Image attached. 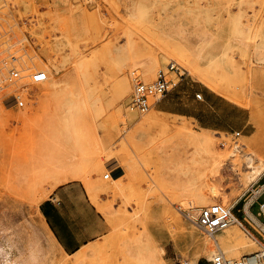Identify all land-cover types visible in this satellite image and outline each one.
Segmentation results:
<instances>
[{"label": "rangeland", "instance_id": "1", "mask_svg": "<svg viewBox=\"0 0 264 264\" xmlns=\"http://www.w3.org/2000/svg\"><path fill=\"white\" fill-rule=\"evenodd\" d=\"M263 1L0 0V237L12 247V257L18 255L23 264L73 259L43 236L38 217L37 200L62 185L79 187L104 216V233L80 249L86 253L83 264H186L193 256L197 264H211L201 243L212 235L230 258L258 249L245 227L262 237L243 220L240 208L263 185L264 173L243 191L233 167L244 173L250 155L255 164L264 158ZM132 4H137L134 15L128 11ZM198 6L206 13L203 23L194 15ZM238 19L242 34L235 31ZM171 63L183 74L170 71ZM13 66L23 78L9 83L6 76ZM36 70H45L47 78L80 74L90 106L80 121L78 156L61 163L80 177L33 173L38 164H55L49 159L56 154V112L77 92L67 76L59 88L44 93L47 79L29 80ZM161 71L174 79L175 87L163 97H151L145 112L131 108L135 83L153 82ZM15 93L22 95L23 106L10 97ZM196 134L210 137L219 151L240 146L228 155L218 183L226 202L210 204L231 207L242 224L214 234L186 218L189 208L180 210L187 198L180 170L198 147ZM111 162L122 166L119 184L104 177ZM91 163L96 164L93 170ZM13 172L17 181L10 180ZM262 202L264 193L252 208L255 213ZM165 205L178 212V222L168 217ZM148 232L164 249L161 259L140 260L133 254Z\"/></svg>", "mask_w": 264, "mask_h": 264}, {"label": "bare ground", "instance_id": "2", "mask_svg": "<svg viewBox=\"0 0 264 264\" xmlns=\"http://www.w3.org/2000/svg\"><path fill=\"white\" fill-rule=\"evenodd\" d=\"M154 1H156V0H154ZM134 3H135V1H134ZM136 6H137V4L130 5L128 11L131 15L135 14L134 7L136 8ZM191 9H192V7H191ZM196 9L197 8H194V11ZM192 10H191V12H188V13L192 14ZM197 10H198V13L196 11L194 15L197 14V16H199V22H202V23L205 22L206 13L201 10L200 6H198ZM260 13L262 15L264 14V1L262 2ZM235 31L238 34H242V32H243L242 23L239 19L237 20V22L235 24ZM255 46H258V45L255 44ZM126 47H127L126 43L121 45L118 48L119 52L121 53L122 51H124L126 49ZM55 76H56V74H54V75L51 74V76H49V78H47L46 82L42 83V90L44 93L48 94L50 92H53L55 89L59 88L67 76L70 77L71 82H73V85H74V87H76L77 92L72 94V95H69L67 97V101L65 102L64 106L62 108L58 109L56 112L55 124H54V127H52V130L58 136V139L54 143V150L56 153L55 156H57V157L55 158V156H52L49 159V161H51L52 163H55V164H38V167L36 165L31 166V170L34 169L32 167H35V169L37 167V171H33L34 174L37 172L38 174L44 175L45 177L48 178V177L54 175V173H57V174H61L65 179H70V178L80 177L81 175L77 172V170L68 171L69 167L66 165H62L61 163L64 161V159H65L64 157H77L78 156V147L82 143L81 138H82V134H83L82 133L83 128H82L80 121L82 119V116H84V114L86 113L87 108L90 106V104L88 103V101H86L87 96L84 93V89L82 87L83 83L81 84L80 74L78 73V71H75L72 73H67V74H61V75H58L56 77ZM208 84L210 87L216 88L213 83H208ZM129 114L132 117L136 116V114L134 112H129ZM39 129H40V127H39ZM45 133H47V131ZM195 141L197 142L198 147L196 148V150L194 152V155H193L194 157L192 156L193 159L191 158L190 162H188L189 164L187 163V166H186V164H184L183 165L184 168L181 167L182 169L181 170L179 169L180 173H181L180 174L181 180H182L181 181V186H182L181 191L183 192L182 189H184V191L187 195V196H185L184 192L182 193L183 198L184 197H187V198L183 199L184 200L183 206L180 210H182L183 208H189L188 210L192 211V213H197L196 211L200 210L201 207L205 206L206 204H210V202L215 200V199H220V201L224 200L223 202H226L225 199L227 197L223 194V191L221 190L222 188L219 186L218 183H219V180L222 178V176L225 175L224 172L226 169V164H227L226 161H227L228 155L230 153H235L240 147L238 145L235 148L230 149V147L228 146L224 151H219L216 148L215 142L205 134H196L195 135ZM78 160L81 161V159H78ZM259 161H260V163L255 164L254 157L250 155L246 161L248 170L244 173L242 172V170L240 168L233 167V169L235 171H237V173L239 175H241L240 183H241V189L243 191L249 185H252L253 182L257 181L260 178V176L264 173V158H260ZM99 162L100 161H98V163ZM94 165H96V164L91 163L90 168L92 170H93L92 166H94ZM111 165H113V162H111ZM74 167H71V168H74ZM119 167H122L121 164H119ZM28 169H29V167H28ZM20 171H23V170H20ZM70 172H71V174H70ZM122 176H123L122 172H119V174L114 176L113 179L115 182L120 183L119 180H121L120 178ZM16 179H17L16 174L14 172L10 173V180L15 181ZM65 179H63V180L65 181ZM57 182H58V180H57ZM226 186H228V185H226ZM224 189H226V187H224ZM42 192H44V191H42ZM228 196H229V194H228ZM44 199H45V197H42L41 199L37 200L38 214L40 216L41 224L47 229L48 234L51 236L53 241H55L54 243H55L56 247H58L61 250L62 254L65 256H71L70 254L66 253L65 250H63L59 246L58 242L56 241V239L54 238V236L52 235V233L50 232V230L48 229V227L46 226V224L44 223V221L42 219V216H41V213L39 210V205ZM168 204H170V203H168ZM163 208L166 211L168 217H170V219H172L174 222L179 221L180 216H179L178 212L175 211L171 205H165ZM239 222H241V221L239 220ZM166 228H167V226H166ZM191 231L195 234H198V231L195 229H192ZM228 232L230 233V232H232V230L230 229V230H228ZM229 237L230 236H228V238ZM172 239H174V238L172 237ZM219 244H220V241H218V238H216L214 235H212V237H206L201 243V253L203 255H206V257L209 260H211L216 256V254H218L220 251L223 250V249L221 250ZM132 251H133L134 256L140 260H147V259L156 260V259L162 258V254H163L164 249H163L160 241L154 236V234L151 232L150 233L148 232L146 234L145 239L143 241H141L139 244H137L133 248ZM73 255H74V257H73V259L70 258L71 259L70 262L67 261L66 259L55 258L54 259L55 263H54L53 258H52V261L50 260L51 261L50 264H83V260L86 256L85 252H82V251L80 252V250H79L76 253H74ZM193 257H195L193 259V261L191 263L187 262L186 264H197L198 256H193ZM18 258H19L18 256L17 257H12V256L9 257L8 255L6 256V254L4 252H2V253L0 252V264H23L22 263L23 261L22 260L18 261Z\"/></svg>", "mask_w": 264, "mask_h": 264}, {"label": "crops", "instance_id": "3", "mask_svg": "<svg viewBox=\"0 0 264 264\" xmlns=\"http://www.w3.org/2000/svg\"><path fill=\"white\" fill-rule=\"evenodd\" d=\"M262 188L264 183L257 190H253L251 198L240 209L244 212L243 217L248 214L264 225V202L260 203V209L256 213L252 210L264 193H260ZM39 210L59 246L70 255L102 235L106 229L104 216L90 204L86 193L77 186H60L40 203ZM236 217L240 220L238 215ZM41 227L43 236L55 245L47 229L42 224ZM259 239L263 241L262 238ZM253 250H244L243 254ZM0 252L9 257L12 254V247L6 244L4 235L0 237Z\"/></svg>", "mask_w": 264, "mask_h": 264}, {"label": "built area", "instance_id": "4", "mask_svg": "<svg viewBox=\"0 0 264 264\" xmlns=\"http://www.w3.org/2000/svg\"><path fill=\"white\" fill-rule=\"evenodd\" d=\"M168 69L175 72L179 71V75L183 74L175 63H171ZM47 76L48 73L45 70H36L29 74V80L31 83H41L47 79ZM22 78L23 75H21V70L15 66L8 69L6 80L9 83H16ZM176 84L177 83L173 78L162 71L158 78L153 82L148 83L142 80L137 81L134 85V91L130 102L131 108L137 109L140 112L147 111L152 105L151 97H163L167 95ZM10 97L17 105H24V99L20 93L12 94ZM198 97H201V95L198 94ZM107 171L108 172L105 173L104 177L108 179L118 175L121 169L119 166L108 164ZM263 191L264 188L260 189V193ZM185 216L192 223L211 234H214L221 229H225L232 223L242 224V221L239 222L238 218L233 213L232 208L224 205L222 202L205 205L201 207L197 213H192V211L186 210ZM243 220L249 223L253 230L262 237L263 241L255 236L256 234H254L250 228L245 227L248 233L251 232L253 233V236H255L254 241L258 245V249L251 251L250 253H245L239 258H230L223 251H220L213 259L209 260L211 264H264V225L248 214H246V217H243Z\"/></svg>", "mask_w": 264, "mask_h": 264}]
</instances>
